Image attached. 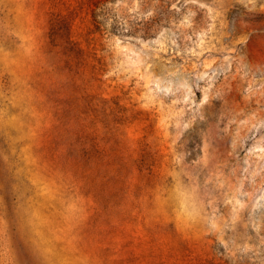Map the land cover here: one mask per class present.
I'll list each match as a JSON object with an SVG mask.
<instances>
[{"label": "rangeland", "instance_id": "1", "mask_svg": "<svg viewBox=\"0 0 264 264\" xmlns=\"http://www.w3.org/2000/svg\"><path fill=\"white\" fill-rule=\"evenodd\" d=\"M0 264H264V0H0Z\"/></svg>", "mask_w": 264, "mask_h": 264}]
</instances>
